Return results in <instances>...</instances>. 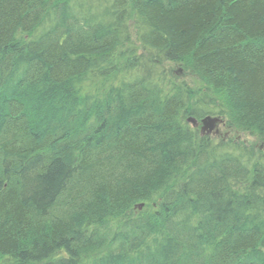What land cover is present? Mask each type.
Masks as SVG:
<instances>
[{
	"label": "trees",
	"instance_id": "obj_1",
	"mask_svg": "<svg viewBox=\"0 0 264 264\" xmlns=\"http://www.w3.org/2000/svg\"><path fill=\"white\" fill-rule=\"evenodd\" d=\"M262 145L264 0H0V264H264Z\"/></svg>",
	"mask_w": 264,
	"mask_h": 264
},
{
	"label": "rangeland",
	"instance_id": "obj_2",
	"mask_svg": "<svg viewBox=\"0 0 264 264\" xmlns=\"http://www.w3.org/2000/svg\"><path fill=\"white\" fill-rule=\"evenodd\" d=\"M133 40H135V36H132V41ZM134 43H135V41L133 43H131L130 45H132ZM201 127H202V125L200 123V126L198 125V127H194V128H199L200 131H201ZM217 129L219 130V134L220 135L219 134L215 135L214 134L215 131H213L212 133L205 134L204 136H211V137L223 138L227 134V138L228 137H233L234 139L240 140L243 144H245L247 146H250V145H252V144H254V143L257 142V138L256 137H253V136H250V135L236 134L234 132L228 131V129L225 126L224 123L218 124ZM260 149L264 153V145H262Z\"/></svg>",
	"mask_w": 264,
	"mask_h": 264
},
{
	"label": "water",
	"instance_id": "obj_3",
	"mask_svg": "<svg viewBox=\"0 0 264 264\" xmlns=\"http://www.w3.org/2000/svg\"><path fill=\"white\" fill-rule=\"evenodd\" d=\"M188 121L192 124V126L194 127H198V122L195 119H188ZM223 123L222 120H220L219 118H206L204 120L201 121V133L204 136L205 134H210L213 131L215 135L219 134V130L217 129L218 124ZM139 209L142 210L143 209V205H139Z\"/></svg>",
	"mask_w": 264,
	"mask_h": 264
},
{
	"label": "bare ground",
	"instance_id": "obj_4",
	"mask_svg": "<svg viewBox=\"0 0 264 264\" xmlns=\"http://www.w3.org/2000/svg\"><path fill=\"white\" fill-rule=\"evenodd\" d=\"M206 118H212V119H215L216 117H211V116H207ZM206 118H204V119H206ZM192 119H194V118H192ZM204 119H202V120H204ZM196 120V119H195ZM201 120V121H202ZM197 122H198V120H196ZM223 121V120H222ZM188 123L190 124V125H192L189 121H188ZM201 123V122H200ZM223 123L225 124V122L223 121ZM198 125H199V123H198Z\"/></svg>",
	"mask_w": 264,
	"mask_h": 264
}]
</instances>
